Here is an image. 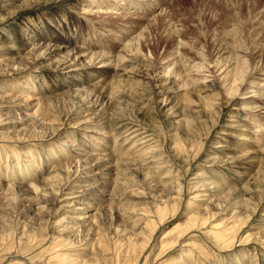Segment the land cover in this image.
Returning a JSON list of instances; mask_svg holds the SVG:
<instances>
[{"label":"rangeland","instance_id":"rangeland-1","mask_svg":"<svg viewBox=\"0 0 264 264\" xmlns=\"http://www.w3.org/2000/svg\"><path fill=\"white\" fill-rule=\"evenodd\" d=\"M148 1L154 12L129 24L116 17L133 4H108L109 26L96 0H0L1 43L28 35L44 13L76 24L52 55L58 39L0 47V264H264V0ZM158 15H169L162 25L183 19L187 38L168 39ZM73 49L92 69L80 88H64L80 95L40 93ZM135 57L180 92L143 104L138 90L117 87L116 137L98 125L101 106L87 109L84 88ZM239 62L251 71L241 84L232 78ZM233 86L237 107L221 103ZM230 113L252 131L243 143L255 164L239 181L231 162L242 157L240 135L223 136ZM86 146L106 158L87 160Z\"/></svg>","mask_w":264,"mask_h":264},{"label":"bare ground","instance_id":"bare-ground-1","mask_svg":"<svg viewBox=\"0 0 264 264\" xmlns=\"http://www.w3.org/2000/svg\"><path fill=\"white\" fill-rule=\"evenodd\" d=\"M55 1L56 0H46V3H51V2H55ZM96 1H97L96 6L98 7L97 12H100V10L103 11L104 9L107 10L106 6L108 4L110 6V3L113 6L114 4H116V2H118L119 8H122L123 4H129V3L133 4L132 7L129 8L128 12L122 14L121 16L116 17V21L118 23L119 22L127 23V24L133 23L136 19H144L147 14H151V12H154V8L152 7L151 2L148 0L147 1L146 0H124L126 2L123 4H122L123 0H115V1L114 0H96ZM140 2H142V3H140ZM139 3H140V5H139ZM9 4H11V2H8V5ZM6 5H7V3H6ZM109 9H112V8H109ZM132 9H133V11H131ZM103 12H105V14H108V15H105V14L101 15L105 19L104 23H106L109 26L112 25V14H113V12H109V13L106 11H103ZM137 14H140L141 17H139V18L134 17ZM167 17H169V15H158L155 17V22H156L157 26L161 25L162 27H164V26L168 27L167 28L168 31L166 34L167 38L170 40H174L177 38L178 39H186L187 35L184 31L185 24L182 22L183 19H178V18L176 19L175 17L170 16V19L168 21L170 24H166L164 22L162 25V22ZM71 19H72V17L65 14V12H63V11L58 12L56 14H51V13L45 14L44 13V15H41V16L39 15L34 20L33 24H30L33 29H31L30 27H27V29H29V34L27 33L28 35H26V36L23 35L22 38L20 39L21 41L18 40L15 36H11V35L3 36L2 40H1L2 43L0 42V47L6 48L5 45L3 44L6 41L18 42L20 47L18 49H17V47H15L13 49V51L19 50V52L20 51L24 52L26 50V48L24 47L25 46L24 44L28 43L27 39H29V38H30V40H34L36 38L40 39V40H44L46 38H49V39H51V41H53L54 39H58L59 44L53 43L51 45L52 47L50 48V50L47 53L48 55H52L51 49L54 46H55L54 49L58 50L63 46H67V44L70 43L72 41V39L75 38L74 34L76 33V31H75L76 29L74 27L76 26V24ZM68 21H69V23H68ZM69 25H71V26H69ZM35 27H38V30H36ZM125 27L126 26L121 25V23H120V25L117 26V30H121L122 28H125ZM46 29H48V31H46ZM130 29H131V26L127 30H130ZM83 33H84V31H83ZM27 36H28V38H27ZM140 36H143V34H141ZM142 46L146 48L147 45H146L145 41L142 43ZM35 47H37V46L35 45ZM145 48H143V49H145ZM151 49H152V47H151ZM76 50H74V49L71 50L68 53L66 60H64L61 64L59 63L60 67L57 66L56 68L58 70V73H60V75L55 76V78L53 80H49L48 84L46 86L44 85V89L40 90V93L50 94L54 91L57 92V91L63 90L62 94L69 93V94L74 95V96L80 95V92H78L79 91L78 89H77V91H75L74 88L64 90V88L66 86H68V83L71 84L72 86L80 88L81 85L87 83V82H83L87 76H88V78L92 77V75H91L92 69L89 67V65L86 67H81V63L79 62L81 59V55L79 54L80 51L79 50L76 51ZM152 50H154V49H152ZM181 57H182L180 59L181 62L183 61L182 62L183 65L184 64L186 65L189 62L190 57L186 58V59L184 56H181ZM243 63L239 62L236 65L234 72L232 73V75H233L232 78L234 79V82L236 80H238L240 82V80H241V82L244 83L245 80H247V78L250 77L249 74L251 73V71L250 72H249V70L247 71L245 69V67L242 66ZM47 67L50 69H53V67L51 65H48ZM68 68H69V71H71L73 74L71 76H69V74H71V72L68 71V73H67L68 75L65 76V78H68V80L64 79V81H63L62 78H60V77L62 75L64 76L65 72H63V71H65ZM99 71H102V70H99ZM238 71L240 72L239 76H238ZM99 73H101V72H99ZM103 74H104V78H103L104 81H102L100 83V86L94 87L92 89H90V88L85 89L84 87L83 88L85 90L84 93L88 94V96L91 97V99H93L92 101L90 100V102L87 101L88 103H90L89 106L87 107V109L94 108L96 106H101L99 108L98 112L95 114V116L99 120L98 125L101 127H104V129H107L106 131H104L105 133H112V130L115 129L114 127H113V129H111L112 127H110V124H109L110 121L114 120L118 114L117 112L114 113L113 111L118 110V107H117L118 104H120L119 110H122V108H121L123 106L122 104L125 102V101L123 102L122 100L119 102V100L122 96L120 94H116L115 89L117 87L122 86L124 90L130 91L131 95L132 94L134 95L135 94L134 92L138 90L139 92H136L137 93L136 97H138L140 95L142 99H138V100L140 102H142L143 104L145 101L147 102V100H153V102H155L156 104L161 102L165 105L169 104V102L176 99V96H177L178 91L180 89V88H176L173 86H169V84H168L169 77H167V76H166L167 78H165V76H163V77L161 76V78L159 76L157 77L156 74H154L152 67L150 66L149 60H145V58L135 57L134 59L129 60V64H127V65L125 64L119 68L114 67L111 72L108 70H103ZM106 74H107V76H106ZM85 75H87V76H85ZM125 77H127L128 83H126ZM28 80L30 81V79H28ZM241 82H240V84H241ZM34 84H35L34 82H31L30 83V85H32L31 87H33ZM115 84H119V85L115 87ZM126 85H127V87H126ZM128 85H129V87H128ZM209 86L210 85H208L206 87H209ZM242 88H244V87H242ZM202 89L204 90V88H202ZM238 90H239L238 87L233 86L231 88V92H229L225 95V98L222 99L221 103H223L225 101L226 104H231V105H234L237 107V103L235 102V99L237 98L236 95H237ZM130 93H129V95H130ZM142 106H144V105H142ZM156 106H158V105H156ZM235 109L238 110V108H235ZM240 109H242V108L240 107L239 110ZM230 114H231L230 117L236 116L237 118H236V121H235V118H233L232 120H231V118H229V120H227V124H225L223 127V130H226L225 132H227V134L225 133V135H223V136L226 137V136H228V134L231 135L232 137H234L236 135H240V141L237 143V146H235L236 147L235 149L238 150L240 153H242V157L237 159L236 161L231 162L235 166V168L232 169L234 172L233 174L235 175V177L239 181V180H241L242 176H247L245 172L248 171L249 168H251L253 164H255L254 163L255 155H252V152H251L250 148L248 147L249 145H247L246 143H243V140L249 139V135L252 133V131L248 128H244V126H246V125L245 124L243 125L241 123L242 119L239 118V116L237 114L236 115H234V113H230ZM113 123H115V122H113ZM240 123L242 125H240ZM108 125H109V127H108ZM117 129H115V130L117 131ZM116 131L114 134L113 133L112 134L116 135L117 134ZM135 131H137V130H135ZM135 131L133 130V132H135ZM113 132H114V130H113ZM235 133H240V134H235ZM130 134H132V132ZM110 137H112V136H110ZM113 137H115V136H113ZM116 137H118V136L116 135ZM234 141L237 142L236 140H234ZM107 142H105L104 145H107ZM217 143L219 144L220 142H217ZM122 144H123V142H122ZM218 144H216V145H218ZM135 145H137V140H136ZM217 147H220V146H217ZM85 148L89 149V146H86ZM227 148L230 150L234 149L232 145L230 147H227ZM77 149L82 150V147H78ZM95 150H99V149H89L88 152L86 151L85 155L88 157L87 160L96 158V156H98L97 154H99L100 157H102L104 159L106 158L104 153H97L96 154L94 152ZM81 153L84 154V152H81ZM97 159L100 160L101 158L98 157ZM104 159H102V160H104ZM205 222L206 221L202 222L201 224H206Z\"/></svg>","mask_w":264,"mask_h":264}]
</instances>
